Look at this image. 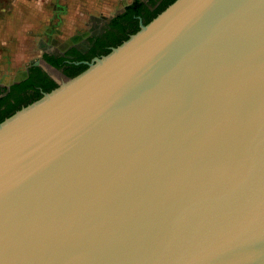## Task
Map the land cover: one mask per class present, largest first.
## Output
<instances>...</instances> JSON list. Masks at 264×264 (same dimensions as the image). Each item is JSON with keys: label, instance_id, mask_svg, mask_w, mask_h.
<instances>
[{"label": "water", "instance_id": "water-1", "mask_svg": "<svg viewBox=\"0 0 264 264\" xmlns=\"http://www.w3.org/2000/svg\"><path fill=\"white\" fill-rule=\"evenodd\" d=\"M0 264H264V0H175L1 122Z\"/></svg>", "mask_w": 264, "mask_h": 264}, {"label": "flooded vegetation", "instance_id": "flooded-vegetation-1", "mask_svg": "<svg viewBox=\"0 0 264 264\" xmlns=\"http://www.w3.org/2000/svg\"><path fill=\"white\" fill-rule=\"evenodd\" d=\"M175 0H133L109 20L98 19L94 30L68 49L58 47L33 62L11 85H0V123L16 112L39 101L45 93L59 87L89 68L95 58L108 55L159 15L157 11ZM151 20V21H150ZM21 73V72H20ZM19 74V73H18Z\"/></svg>", "mask_w": 264, "mask_h": 264}, {"label": "clouds", "instance_id": "clouds-1", "mask_svg": "<svg viewBox=\"0 0 264 264\" xmlns=\"http://www.w3.org/2000/svg\"><path fill=\"white\" fill-rule=\"evenodd\" d=\"M52 5L60 11H53ZM119 8V0H9L0 7V82L11 85L40 57L38 45L50 26L66 43L77 30L89 27L92 16L109 20Z\"/></svg>", "mask_w": 264, "mask_h": 264}, {"label": "crops", "instance_id": "crops-1", "mask_svg": "<svg viewBox=\"0 0 264 264\" xmlns=\"http://www.w3.org/2000/svg\"><path fill=\"white\" fill-rule=\"evenodd\" d=\"M132 1L133 0H119L120 8L122 6L125 7V6L129 5ZM51 7L54 9V11H60V9H58L55 5H52ZM94 17L95 16H92L90 18V20L94 19ZM54 19L58 20L59 17H55ZM86 32H87V30H84V31L77 30L76 35L71 40H69L68 42L65 43V42H63V41H61L55 37L56 35H59V34L57 33L55 26L52 25L49 27L48 32L46 34V37L44 39H42L40 41V43L45 42L46 43L45 45L58 46V47L62 48V50L65 51V49H68L69 47H71V45L74 44L76 41L78 42V40L81 37H84L87 34ZM40 43H39V45H40ZM39 45H38V48L40 47ZM40 50H42V49H40ZM0 51H3V50H0ZM41 54H44V50H42ZM0 85H5V84L0 82Z\"/></svg>", "mask_w": 264, "mask_h": 264}, {"label": "rangeland", "instance_id": "rangeland-1", "mask_svg": "<svg viewBox=\"0 0 264 264\" xmlns=\"http://www.w3.org/2000/svg\"><path fill=\"white\" fill-rule=\"evenodd\" d=\"M8 2H9V0H0V7H4L6 4H8ZM52 10L54 11L53 8H52ZM120 10H123V6L118 11H120ZM98 19L104 20L103 17L98 18L95 16L94 19L90 20L89 27L86 29L88 32L94 30V27H96L98 24ZM88 32H86L87 35H88ZM45 44H46L45 42H41L39 45L40 46L39 48L42 50H49V52H52V50H54V48H57V46H51V45H45ZM20 74H23V72L19 73L15 79H17Z\"/></svg>", "mask_w": 264, "mask_h": 264}, {"label": "trees", "instance_id": "trees-1", "mask_svg": "<svg viewBox=\"0 0 264 264\" xmlns=\"http://www.w3.org/2000/svg\"><path fill=\"white\" fill-rule=\"evenodd\" d=\"M167 7H168V6L161 7V8L157 11V14H156V15L160 14L161 12H163ZM154 18H155V16H153L152 19H154ZM150 21H151V20H150Z\"/></svg>", "mask_w": 264, "mask_h": 264}]
</instances>
